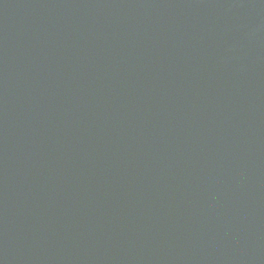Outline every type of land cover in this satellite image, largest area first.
Wrapping results in <instances>:
<instances>
[{
	"label": "water",
	"instance_id": "obj_1",
	"mask_svg": "<svg viewBox=\"0 0 264 264\" xmlns=\"http://www.w3.org/2000/svg\"><path fill=\"white\" fill-rule=\"evenodd\" d=\"M0 264H264V0H0Z\"/></svg>",
	"mask_w": 264,
	"mask_h": 264
}]
</instances>
